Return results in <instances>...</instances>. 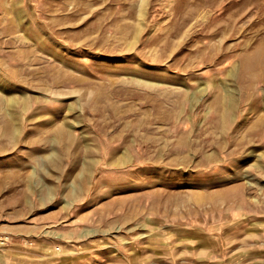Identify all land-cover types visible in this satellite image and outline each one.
Instances as JSON below:
<instances>
[{
	"label": "rangeland",
	"instance_id": "obj_1",
	"mask_svg": "<svg viewBox=\"0 0 264 264\" xmlns=\"http://www.w3.org/2000/svg\"><path fill=\"white\" fill-rule=\"evenodd\" d=\"M0 264H264V0H0Z\"/></svg>",
	"mask_w": 264,
	"mask_h": 264
},
{
	"label": "crops",
	"instance_id": "obj_2",
	"mask_svg": "<svg viewBox=\"0 0 264 264\" xmlns=\"http://www.w3.org/2000/svg\"><path fill=\"white\" fill-rule=\"evenodd\" d=\"M119 159L122 160V158H119ZM119 159H118V160H119ZM112 160H113V162H116V161H117V158L113 157Z\"/></svg>",
	"mask_w": 264,
	"mask_h": 264
}]
</instances>
